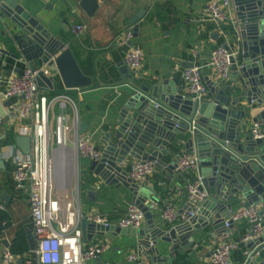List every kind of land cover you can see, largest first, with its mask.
I'll return each instance as SVG.
<instances>
[{"label":"water","instance_id":"water-1","mask_svg":"<svg viewBox=\"0 0 264 264\" xmlns=\"http://www.w3.org/2000/svg\"><path fill=\"white\" fill-rule=\"evenodd\" d=\"M232 3L238 31L235 54L231 57L234 70L229 82L237 80V83L227 86L221 81L208 83L209 90L202 100L180 94L168 81L133 86L114 130H108L102 139L101 159L92 160L89 169L106 185L125 186L135 196L131 204L144 213L146 224L138 229L122 228L82 218L80 229L85 243L94 235L108 239L120 234L134 235L139 237L137 256L145 258L146 263L174 264L180 251H191L195 230L208 227L207 234L212 237L220 233L224 235L222 240L231 237L234 223L229 218L236 205L260 206L264 217V0H232ZM80 6L88 16H93L98 2L81 0ZM0 14L10 19L16 28V33L12 34L13 52L3 53L24 62V69L47 66L56 72L58 82L55 76L38 73L36 82L40 90L60 94L59 84L65 92L100 86L82 71L72 50L44 28L40 18L30 16L13 0H0ZM143 15L144 10L139 9L128 20L134 36ZM133 78L134 73L129 79ZM10 106L9 99H0V119L9 114ZM250 121L259 124L258 138L254 139L248 130ZM87 127L86 121L81 120L80 132L84 133ZM15 143L23 154L31 153L29 137L18 135ZM179 144H183V149L165 165L164 156ZM191 152L200 158L198 175L210 196L195 209L187 202L178 210L184 219L155 222L151 210L157 201L162 203V199L152 189L129 179L128 159L155 161L157 167L172 175L180 156ZM0 168L5 169L2 160ZM147 191L154 194L149 195ZM11 198L12 195L0 187L2 208L7 207ZM169 204L159 206L163 209ZM159 242L169 244L168 254L161 253ZM2 244L8 247L6 240H2ZM244 246L248 253L239 264H264V233ZM17 263L22 264L23 259L19 258Z\"/></svg>","mask_w":264,"mask_h":264},{"label":"crops","instance_id":"crops-1","mask_svg":"<svg viewBox=\"0 0 264 264\" xmlns=\"http://www.w3.org/2000/svg\"><path fill=\"white\" fill-rule=\"evenodd\" d=\"M13 1L30 16L40 18L44 28L50 30L72 50L82 71L91 76L94 83L100 85L97 88L65 92L59 84L61 92L68 99L57 100L49 115L51 127L54 125V117L61 111L66 114L70 126L74 125L77 115L79 133L80 121H86L88 127L84 134L91 136L100 151L103 149V137L108 130L110 132L114 130L121 110L132 95L133 86H150L153 83L168 81L170 87L188 96L183 70L192 65L202 67L203 80L207 88L208 83L222 82L224 86L237 83V80L229 82L232 80L230 77L234 67L228 79L222 81L210 65L211 52L218 45L227 46L234 52L236 50L238 28L234 8L231 21L227 24H218L206 17L205 8L210 0H97L98 8L93 16H88L81 8V0ZM139 9L144 10V15L137 25V35L123 43L120 37L128 29L133 34L128 20ZM81 24L86 26L85 30L81 33L74 31V27ZM13 33H16L13 22L0 14V90L4 88L7 77L20 73L26 67L21 60H15L3 53L13 52ZM133 46L140 48L143 56L142 65L136 71L129 68L124 60L125 53ZM133 73L134 78L129 79ZM54 76L58 82L56 72ZM44 92L49 96L56 94ZM5 100L7 99H2ZM9 100L11 102L9 114L0 120V160L5 165V169L0 168V187L8 191L12 198L6 208H2L0 202V210L9 218V225L0 233V264H4L2 259L4 250L11 246L18 234L23 236L29 250L23 255H17L15 264H18L19 258L31 255L35 247L27 202L28 190L16 191L12 186L11 172L14 165L10 158L23 153L15 143L20 124L17 118L18 99L11 97ZM61 101L64 102L63 108H60ZM254 124L250 121L248 130H251ZM74 133V130L70 131L65 147L58 146L54 140L51 142L54 197L61 204L73 201L83 216L98 212L107 218L109 224L117 225L128 206L134 202L135 196L122 184L106 185L102 182L89 169L91 163L89 158H76L73 151ZM181 149L183 144L174 146L163 158L165 165L169 164ZM135 160L137 159H128L127 170L130 163ZM197 176V171L174 170L171 175L166 169L157 167L155 173L140 184L155 191L162 199V203L157 201L156 207L151 210L155 222L161 219L160 204L169 202L177 210L187 204L186 185ZM241 207L244 206L239 204L235 206L236 210ZM145 224L146 218L142 227ZM248 229V221H239L234 224V234L226 238L238 239L247 233ZM208 232V227L195 230L192 235L191 251L187 253L180 251L174 264H206L211 249L221 242L224 236L220 233L212 237L207 234ZM138 239V236L127 234H120L112 239L94 235L85 245L107 240L110 242V248L100 258L88 260L84 264H136L128 261L126 256L129 253L137 254ZM2 240L8 242V247L2 244ZM158 246L161 253L168 254L169 244L159 242ZM245 252L248 250L241 246L233 254L232 264H239L241 258L246 256Z\"/></svg>","mask_w":264,"mask_h":264},{"label":"built area","instance_id":"built-area-1","mask_svg":"<svg viewBox=\"0 0 264 264\" xmlns=\"http://www.w3.org/2000/svg\"><path fill=\"white\" fill-rule=\"evenodd\" d=\"M234 6L231 0H210L205 8L207 19L218 24H227L232 19ZM85 25H76L74 31L83 32ZM130 29L126 30L121 38L123 43L132 39ZM230 52L224 45H218L210 55V65L216 76L227 80L234 67ZM142 51L138 47H131L124 56L125 63L132 70L140 69L142 65ZM45 76H54L52 68L40 66L34 70L24 69L20 74L10 75L5 79L4 88L0 90V99L16 97L18 99L17 118L20 122L18 134L27 136L31 140L29 155H14L10 159L14 165L11 172L14 190H28L27 202L31 215V224L35 238V247L31 255L23 258L22 264H84L88 260L98 259L110 248V242L101 240L91 245H85L82 239L80 220L98 224H109L106 217L89 213L83 216L76 208L75 203L67 201L61 204L54 197L53 161L51 157L52 140L58 146L65 147L69 140L70 131L74 130L73 151L76 158L86 157L100 160L101 151L97 148L89 134L78 132V118L75 115L74 125L68 124L66 114L61 111L54 117L51 127L49 115L57 100L68 99L63 93L49 96L40 90L36 82L39 72ZM187 94L193 100H202L206 97L208 88L203 80L202 67L192 65L183 70ZM60 108L64 107L61 101ZM1 120V119H0ZM251 136L255 139L260 136L259 124H254ZM200 158L195 152L182 154L176 163L175 171H197ZM156 162L151 160H135L128 167L129 179L142 184L156 171ZM188 203L197 208L199 203L210 196L204 181L198 175L186 185ZM177 218L184 219L183 214L169 204L161 211V219L174 222ZM234 224L246 220L249 223L248 232L238 239L225 238L215 245L210 252L206 264H232L233 254L248 241L264 233V217L261 208L257 205L241 207L235 210L230 218ZM228 219V220H229ZM144 213L135 204H130L125 215L118 224L122 228L138 229L142 227ZM228 220L225 225L228 226ZM248 253V252H247ZM245 252V255H247ZM130 262L146 264L145 259L137 254L129 253L126 256ZM4 264H15L17 255L6 248L2 256Z\"/></svg>","mask_w":264,"mask_h":264},{"label":"trees","instance_id":"trees-1","mask_svg":"<svg viewBox=\"0 0 264 264\" xmlns=\"http://www.w3.org/2000/svg\"><path fill=\"white\" fill-rule=\"evenodd\" d=\"M9 225L8 215L0 210V233ZM9 250L15 255H23L29 248L22 235L18 234L16 240L11 244ZM243 257L241 258V261ZM177 264V263H176Z\"/></svg>","mask_w":264,"mask_h":264}]
</instances>
